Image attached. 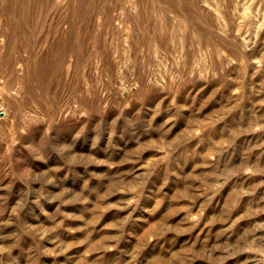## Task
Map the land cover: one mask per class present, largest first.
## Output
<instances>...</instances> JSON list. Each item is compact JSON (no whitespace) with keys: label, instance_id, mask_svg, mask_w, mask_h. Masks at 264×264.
<instances>
[{"label":"rangeland","instance_id":"1","mask_svg":"<svg viewBox=\"0 0 264 264\" xmlns=\"http://www.w3.org/2000/svg\"><path fill=\"white\" fill-rule=\"evenodd\" d=\"M0 264H264V0H0Z\"/></svg>","mask_w":264,"mask_h":264},{"label":"bare ground","instance_id":"2","mask_svg":"<svg viewBox=\"0 0 264 264\" xmlns=\"http://www.w3.org/2000/svg\"><path fill=\"white\" fill-rule=\"evenodd\" d=\"M4 10V9H3ZM19 22V21H18Z\"/></svg>","mask_w":264,"mask_h":264}]
</instances>
